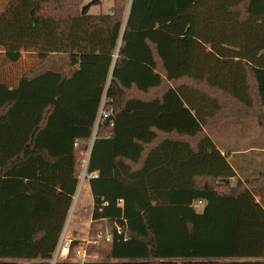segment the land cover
Masks as SVG:
<instances>
[{"label":"trees","instance_id":"1","mask_svg":"<svg viewBox=\"0 0 264 264\" xmlns=\"http://www.w3.org/2000/svg\"><path fill=\"white\" fill-rule=\"evenodd\" d=\"M84 2L0 12L5 61L39 58L0 80V264H50L87 152L93 224L114 231L89 264H264V173L242 181L211 137L237 108L264 123V0ZM51 68L93 92L68 102Z\"/></svg>","mask_w":264,"mask_h":264},{"label":"rangeland","instance_id":"2","mask_svg":"<svg viewBox=\"0 0 264 264\" xmlns=\"http://www.w3.org/2000/svg\"><path fill=\"white\" fill-rule=\"evenodd\" d=\"M7 1L8 0H0V12L4 9ZM92 1L93 0H85L84 5H88ZM113 6V0H101V4L93 5L91 7L90 14L100 15L111 13ZM38 61L39 58L36 55L23 53L22 59L19 63L11 64L7 63L3 57V54L0 53V80L3 78L7 80L9 84L15 86L23 74L35 66ZM50 70L51 71L46 73L47 75L45 78L38 77V79L48 80L47 82L53 85L59 92H61L62 96H64L68 102L79 96L87 95L93 92L91 89L92 83L90 81H84L77 73L76 69H66V71H59L55 68H51ZM184 83L198 86L190 80H184ZM172 85L175 84L171 83V86ZM198 87L202 90H206L204 86L199 85ZM255 112V110L247 112L245 109L237 108L231 112L234 113L233 117L222 120L217 127H214L215 129L211 133V137L215 144L218 145L222 150L229 152V155H231V152L238 150L242 151L243 153L245 152V154L239 158L241 161L238 162L240 167V179L242 181L253 180L259 174H261V172L264 173L262 170L264 167V152H262L264 151V123L260 122V119L256 117L257 113ZM260 114H264V112ZM103 116L106 115L104 114V111L101 110L95 129V134ZM228 154L224 155L229 158ZM88 158L89 152L83 153L79 188L74 198V205H72L66 226L64 228V231L66 230L67 232L68 238L80 243L81 241L91 242L95 233L98 231L112 230V227L107 224V222H98L93 224V221L92 223L89 221L88 211L93 201V196L91 192L87 190L88 187H90L89 179L91 178L87 172ZM231 162L235 164L234 161ZM250 164L252 166H249ZM86 194H88V198L84 201L83 198ZM259 199L260 198L258 197V200ZM82 204L84 209L79 211V207ZM196 209L199 212L201 207H197ZM82 221L84 223H82ZM74 231L76 232V236L73 235ZM108 247V245L103 244L97 247H91L90 261L93 262L104 260L103 257L105 256ZM21 264L30 263L22 262Z\"/></svg>","mask_w":264,"mask_h":264},{"label":"built area","instance_id":"3","mask_svg":"<svg viewBox=\"0 0 264 264\" xmlns=\"http://www.w3.org/2000/svg\"><path fill=\"white\" fill-rule=\"evenodd\" d=\"M204 202L198 201L194 204V207H202ZM116 233L119 236H124L125 240L127 237L123 234V231L120 227H116ZM114 241V231L113 230H105L98 231L95 233L93 240L91 242L84 241L73 250L74 256L72 257V246L74 240L67 237L66 230L63 232L58 247L54 252L52 260L50 264H58L62 261H68L73 264H89L90 261V248L97 247L100 245H110Z\"/></svg>","mask_w":264,"mask_h":264},{"label":"crops","instance_id":"4","mask_svg":"<svg viewBox=\"0 0 264 264\" xmlns=\"http://www.w3.org/2000/svg\"><path fill=\"white\" fill-rule=\"evenodd\" d=\"M131 1V0H130ZM131 3V2H130ZM129 7H130V5H129ZM111 11H112V9H111ZM128 12H129V8H128ZM128 12H127V15H128ZM217 147L219 148V150L223 153V154H228L229 152H226V150H222L218 145H217ZM261 151V150H260ZM262 152H264V151H262ZM245 154V152L243 153L242 151H240V150H238V151H233V152H231V155H229V158H228V160H229V162L233 165V168L235 169V171H236V173H237V175H238V177L240 178V174H239V169H240V167H239V163L238 162H240L241 161V159H239L240 157H242L243 155ZM237 160V161H236ZM231 161H234V163L235 164H233ZM253 162V161H252ZM249 166H252L251 164L249 165ZM264 166V165H263ZM263 171H264V167H263V169H262ZM262 173V172H261ZM90 185V184H89ZM87 190H89L90 192H91V190H90V187H88V189ZM81 192V191H80ZM92 194V193H91ZM88 198V194H86L85 196H84V201H85V199H87ZM93 198V197H92ZM84 201H83V203H84ZM81 209H84V206H83V204L79 207V211L81 210ZM92 213H93V201H92V203H91V205H90V209H89V211H88V218H89V221H90V223H92ZM78 223V222H77ZM81 223V222H80ZM82 223H84L83 221H82ZM81 223V224H82ZM79 224V223H78ZM73 235H75L76 236V232L74 231L73 232Z\"/></svg>","mask_w":264,"mask_h":264},{"label":"water","instance_id":"5","mask_svg":"<svg viewBox=\"0 0 264 264\" xmlns=\"http://www.w3.org/2000/svg\"><path fill=\"white\" fill-rule=\"evenodd\" d=\"M130 2H132V0H131ZM130 6H131V3H130ZM129 10H130V7H129ZM89 156H90V154H89ZM88 160H89V158H88ZM73 205H74V204H73Z\"/></svg>","mask_w":264,"mask_h":264}]
</instances>
